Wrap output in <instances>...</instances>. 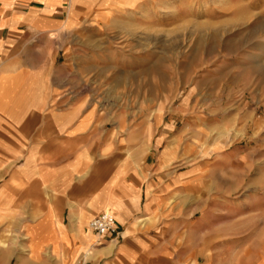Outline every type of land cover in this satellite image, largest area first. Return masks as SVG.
Wrapping results in <instances>:
<instances>
[{
	"label": "crops",
	"instance_id": "obj_1",
	"mask_svg": "<svg viewBox=\"0 0 264 264\" xmlns=\"http://www.w3.org/2000/svg\"><path fill=\"white\" fill-rule=\"evenodd\" d=\"M162 1L0 0V231L19 233L0 239V264H264V202L230 201L238 160L223 159L216 176L164 171V157L136 170L127 154L113 156L123 143L100 136L69 62L81 32ZM198 181L219 205L174 202ZM105 212L122 238L89 230Z\"/></svg>",
	"mask_w": 264,
	"mask_h": 264
},
{
	"label": "rangeland",
	"instance_id": "obj_2",
	"mask_svg": "<svg viewBox=\"0 0 264 264\" xmlns=\"http://www.w3.org/2000/svg\"><path fill=\"white\" fill-rule=\"evenodd\" d=\"M166 2L70 40L69 62L79 66L75 76L97 112L100 136L111 133L114 148L123 143L113 156L127 154L140 171L164 157V171L216 176L223 159L235 158L228 171L240 176L241 189L230 201L260 206L264 0ZM200 186L174 202L219 205L221 196L204 197ZM16 234L1 230L0 239L9 244Z\"/></svg>",
	"mask_w": 264,
	"mask_h": 264
},
{
	"label": "built area",
	"instance_id": "obj_3",
	"mask_svg": "<svg viewBox=\"0 0 264 264\" xmlns=\"http://www.w3.org/2000/svg\"><path fill=\"white\" fill-rule=\"evenodd\" d=\"M89 230L99 237H123L115 216L107 212L96 216L90 222Z\"/></svg>",
	"mask_w": 264,
	"mask_h": 264
},
{
	"label": "bare ground",
	"instance_id": "obj_4",
	"mask_svg": "<svg viewBox=\"0 0 264 264\" xmlns=\"http://www.w3.org/2000/svg\"><path fill=\"white\" fill-rule=\"evenodd\" d=\"M92 232V231H91ZM93 233V232H92ZM99 237V236H98Z\"/></svg>",
	"mask_w": 264,
	"mask_h": 264
}]
</instances>
